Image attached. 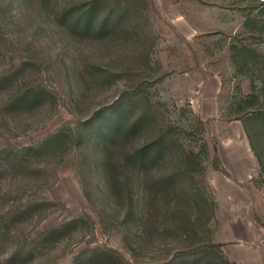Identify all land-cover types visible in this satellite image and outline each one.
<instances>
[{
	"label": "rangeland",
	"instance_id": "1",
	"mask_svg": "<svg viewBox=\"0 0 264 264\" xmlns=\"http://www.w3.org/2000/svg\"><path fill=\"white\" fill-rule=\"evenodd\" d=\"M70 1L88 0H0V264H73L100 250L158 264L178 252L166 197L118 167L140 140L108 141L104 109L122 100L134 117L149 109L153 139L170 126L184 153L206 145L196 179L214 204L210 240L231 264H264V140L251 132L250 144L234 120L264 67L230 59L231 44L264 55L251 22L262 0H107L104 13L122 19L100 39L61 25ZM32 91L40 98L19 103Z\"/></svg>",
	"mask_w": 264,
	"mask_h": 264
},
{
	"label": "trees",
	"instance_id": "2",
	"mask_svg": "<svg viewBox=\"0 0 264 264\" xmlns=\"http://www.w3.org/2000/svg\"><path fill=\"white\" fill-rule=\"evenodd\" d=\"M106 1L88 0L87 3L70 1L60 9L61 25L78 38L100 39L110 34L117 30L122 16L114 7L104 13ZM43 2L49 3L51 0H43ZM256 16L258 20L251 22L258 32H264V0L257 6ZM230 52V59L236 67H246L250 62L264 67V55L257 54L245 45L231 44ZM40 96V93L37 95L32 91L22 96L19 103L30 104ZM128 104L129 100H122L115 106L104 109L103 113L106 112L104 115L113 120L108 141L110 144L117 141L125 144L131 139H139L136 147L125 151L123 162L118 164V167L124 171L130 170L143 175L144 187L148 194L161 193L166 197L164 206L169 212L170 220L164 228L173 234L174 239L179 238L181 247L168 261L158 264H231L223 256L221 245L214 244L210 240L207 225L213 216L214 204L204 193L205 186L200 185L201 181L196 179L197 175L205 170L199 157L207 159L206 145L202 143L197 153L192 151L184 153L182 146H178L172 139L176 129L170 126L158 139H153L150 123L148 124L149 109L134 117ZM238 112L240 115L234 120L241 122L250 144H252V134L264 140V78L258 89L252 85L250 94L239 100ZM199 130L202 131V126ZM179 149L182 151L180 154H178ZM26 151L32 149L28 148ZM106 168L109 191L114 193L116 191L114 167L107 163ZM215 170L219 171L217 164ZM125 189L127 201L132 206L131 190L128 185ZM199 226L201 230H198ZM73 264L127 263L120 257L114 256L111 251L100 250L88 256L80 254Z\"/></svg>",
	"mask_w": 264,
	"mask_h": 264
}]
</instances>
